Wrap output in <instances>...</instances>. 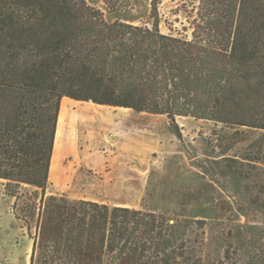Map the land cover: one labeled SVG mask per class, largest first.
Returning <instances> with one entry per match:
<instances>
[{"label":"trees","instance_id":"1","mask_svg":"<svg viewBox=\"0 0 264 264\" xmlns=\"http://www.w3.org/2000/svg\"><path fill=\"white\" fill-rule=\"evenodd\" d=\"M161 1L148 27L86 0H0V180L14 206L37 190L21 209L37 217L30 264H205L193 236L216 220L210 201L160 211L46 196L65 97L167 116L181 144L176 118L264 130V0H200L192 38L161 32ZM233 230L227 260L264 264V225Z\"/></svg>","mask_w":264,"mask_h":264},{"label":"rangeland","instance_id":"2","mask_svg":"<svg viewBox=\"0 0 264 264\" xmlns=\"http://www.w3.org/2000/svg\"><path fill=\"white\" fill-rule=\"evenodd\" d=\"M86 1L108 20L119 19L135 26L153 24V0H110L111 7L103 0ZM199 1L162 0L157 10L161 32L192 38ZM133 112L136 118L130 128L108 132L107 125L101 123H93L88 130L80 127L63 154L61 173L47 185L46 196L160 211L210 201L213 208L208 213L216 220H209L194 234L195 249L205 264H231L227 259L232 255L227 250L235 246L233 229L247 222L264 225V130L176 118L184 136L181 144L167 116ZM140 132L142 136L145 133L148 142L145 181H134L129 167L123 169V180L117 181L114 175L113 180L100 182L103 173L111 169L114 156L138 153L133 145ZM66 173L70 175L68 181ZM196 173H201L204 180ZM36 191L24 186L21 192L27 197L14 206L15 198L7 194L5 181L0 180V264L31 262L37 217L25 218L21 209L24 200ZM189 209L194 212L196 208ZM26 221L31 225L30 232ZM233 257L240 264L247 262L244 256Z\"/></svg>","mask_w":264,"mask_h":264},{"label":"crops","instance_id":"3","mask_svg":"<svg viewBox=\"0 0 264 264\" xmlns=\"http://www.w3.org/2000/svg\"><path fill=\"white\" fill-rule=\"evenodd\" d=\"M65 101L69 103V108L71 109L70 115L66 122L67 146L68 143L72 142L75 139V135H77L80 127L85 128V130L86 129L88 130L92 128L93 123L94 124L101 123V125L106 124L108 128V132H110V129H112V131H115L116 129L120 130V129H124L125 127L130 128L135 123L134 118L136 117H134L135 116L134 112L130 109H123V108L111 109L110 107L107 106H100L91 102H79L67 97L62 99L61 108H62V104ZM60 113H61V109H60ZM59 123H60V114L58 119V126ZM58 126H57V130H58ZM55 142H56V138H55ZM147 147H148V142L146 140V135L144 133V136H142L140 132L137 139V143L133 145V148L137 150L138 153L132 156L126 154H119L117 156H114L110 162L111 169L103 173L104 180H100V182H106L107 178L113 180L114 175H117L115 176V179L117 181L123 180V177H121L123 176V173H125L123 172V169L129 167H130L129 169L132 170L131 176H133L134 181L136 182L139 181V183L145 181V179L147 178V163H148ZM62 158L60 161V169H61ZM52 162H53V155L51 160L49 183L52 181V179H54L52 176ZM69 178L70 175L66 173V181H68ZM63 180L64 178H61L62 181V182L60 181L61 184H63ZM138 187L139 186H137V188ZM90 202L103 204L102 202L99 201H90ZM115 206L124 207L126 206V204H116Z\"/></svg>","mask_w":264,"mask_h":264},{"label":"bare ground","instance_id":"4","mask_svg":"<svg viewBox=\"0 0 264 264\" xmlns=\"http://www.w3.org/2000/svg\"><path fill=\"white\" fill-rule=\"evenodd\" d=\"M70 112L71 109L69 108V103L65 101L62 104V108H61L60 123L57 130L56 142H55V148L53 154V162H52L53 178H57V176L61 173L60 161L61 158L63 157V154L67 152L69 148L66 143V122L68 120Z\"/></svg>","mask_w":264,"mask_h":264}]
</instances>
